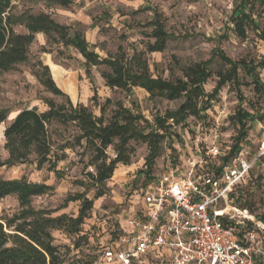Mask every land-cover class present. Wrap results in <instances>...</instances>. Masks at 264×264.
<instances>
[{"label": "rangeland", "instance_id": "1", "mask_svg": "<svg viewBox=\"0 0 264 264\" xmlns=\"http://www.w3.org/2000/svg\"><path fill=\"white\" fill-rule=\"evenodd\" d=\"M235 10L251 20L244 26L245 38L234 32L231 18ZM10 13L15 19L13 29L16 33L25 32L17 23V17L49 14L57 23L78 31L101 59L119 62L133 73L145 70L150 78L170 85L185 80L186 68L207 62L210 77L203 89L212 100L200 118L189 116L184 122L179 118L167 119L178 110L183 98L169 100L166 94L149 96L140 88H133L131 92L111 90L105 87L101 77L110 72L107 67H92L88 75L82 57L74 49L47 42L44 35H38L28 48L27 62L0 74V112L6 114L5 121L0 123V160L7 158L3 131L18 112L27 107L45 111L48 101L67 108V100L73 106L86 107L94 119L104 124L114 119L121 123L124 111H129L135 118L131 124L134 129L165 135L157 146L158 157L150 179L160 174L169 160L178 164L196 159L198 152L212 142L220 151L230 150L242 131L237 123V113L242 114V111L249 114V118L243 131L246 137L240 143L251 153L256 150L259 125H264V103L263 90L257 92L252 81L257 77L264 87V41L261 39L264 0H74L68 9L47 8L45 0H13ZM156 23H160L167 34L165 49L149 52L148 45L155 43L152 33ZM228 60L236 64L235 78ZM57 70L60 74L55 72ZM227 73H231L230 80L217 90L221 81L219 75ZM48 78L61 91V96L52 94L44 86ZM205 102L206 98L201 99L200 105ZM158 121H163L165 128L159 129ZM49 130L51 169L48 165L37 169L34 156H31V162L0 168V178H24L51 186V192L32 198L27 206L45 211L51 218L63 215L76 218L80 202L69 200L76 195L92 200L93 209L78 233L71 232L68 219L50 229L54 244L59 246L67 262L114 264L101 259V250L119 235L129 209L137 203L141 190L148 183L145 168L148 147L140 141L129 140L124 153L128 156V164H118L109 180L96 184V170L92 164L95 154L85 140H77L80 132L76 126L53 122ZM119 143L115 140L114 145ZM106 155L113 159L114 147L107 148ZM98 192L103 196L96 199ZM229 203L246 211L248 218L261 222L264 156L252 169L248 182L233 193ZM21 210L15 196L0 201V217H11ZM76 244L80 246L77 249ZM133 264L170 263L167 256L156 255Z\"/></svg>", "mask_w": 264, "mask_h": 264}, {"label": "trees", "instance_id": "2", "mask_svg": "<svg viewBox=\"0 0 264 264\" xmlns=\"http://www.w3.org/2000/svg\"><path fill=\"white\" fill-rule=\"evenodd\" d=\"M73 1L45 0V6L68 9ZM12 2L13 0H0V74L27 62L28 48L34 42L37 34H43L47 42H57L65 48L74 49L83 59L86 74H90L89 70L92 67H107L110 72L103 73L101 77L104 79L105 87L111 90L131 92L133 88H140L149 96L166 94L169 100L183 98L178 110L167 119L179 118L184 122L189 116L200 118L201 114L210 106L208 104L212 97L205 95L203 89L205 82L210 77L207 62L186 68L184 70L185 80L170 85L160 79L150 78L144 69L141 73H133L119 62L101 59L78 31L57 23L49 14L40 13L17 17V23L21 24L25 32L16 33L13 29L15 19L10 13ZM249 20V17L243 12L234 11L231 21L238 37L245 38L244 26ZM155 26L152 33L155 43L148 45V51L162 52L165 49L167 34L161 28L160 23H156ZM261 39L264 41V33L261 35ZM228 62L232 63L230 60ZM236 69V64L232 63L234 78ZM252 73L249 71V75ZM230 74L219 75L221 81L217 85V90L230 80ZM252 82L257 92L263 90L264 103L263 85L260 84L257 77H254ZM43 84L52 94L62 95L50 78L46 79ZM205 98L206 102L200 105V100ZM95 99L96 95L94 94L91 101L94 102ZM45 104L47 106L45 111H39L37 107L22 109L4 129V150L7 153V158L3 161L0 160V168L31 162L30 157L34 156L33 162L37 169L44 165H48L51 169L52 142L49 130L51 124L53 122L71 123L80 132V137L77 140H85L87 147L95 154L92 164L96 170L94 177L96 184H102L109 180L118 164H128V156L124 153L129 140L140 141L147 145L149 154L145 159L146 179L148 182L151 180L149 175L158 157L157 146L165 139V135L134 129L131 124L135 118L131 117L129 111H124L125 117L122 118L121 123L114 119L108 124H104L101 120L94 119L88 109L81 104L73 106L69 100H67V108L57 106L51 101ZM241 113H237V123L242 131L224 161L238 152L240 142L246 137V132L243 131L246 128L245 121L249 118V114L243 111ZM5 119L6 114L0 112V123ZM158 122L159 129L165 128L166 125L163 121L162 123ZM115 140H119L120 145H114ZM109 147H114L115 157L113 159L107 158L106 150ZM51 191L52 187L44 183L28 182L24 178L14 180L0 178V201L6 197L15 196L22 208L18 214L11 217H0V264H90L78 261L67 262L59 246L54 244L50 229L61 225L63 219H68L71 232L78 233L79 228L93 209V201L83 198L81 194L69 199L72 202H80L76 218H67L64 215L51 218L45 211L27 207L32 198L41 197ZM102 196L103 193L98 192L95 198L98 199ZM259 220L264 223V214L259 217ZM79 247V245H75L76 249Z\"/></svg>", "mask_w": 264, "mask_h": 264}, {"label": "built area", "instance_id": "3", "mask_svg": "<svg viewBox=\"0 0 264 264\" xmlns=\"http://www.w3.org/2000/svg\"><path fill=\"white\" fill-rule=\"evenodd\" d=\"M259 132L253 153L241 143L224 161L229 150L212 142L196 159L169 160L141 190L101 259L133 264L165 255L170 264H264V225L229 203L264 156V125Z\"/></svg>", "mask_w": 264, "mask_h": 264}, {"label": "crops", "instance_id": "4", "mask_svg": "<svg viewBox=\"0 0 264 264\" xmlns=\"http://www.w3.org/2000/svg\"><path fill=\"white\" fill-rule=\"evenodd\" d=\"M38 35H43V34H37L36 36H38ZM55 72H57V74H60V72L58 70ZM259 129H260V125H259Z\"/></svg>", "mask_w": 264, "mask_h": 264}]
</instances>
